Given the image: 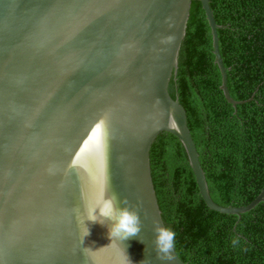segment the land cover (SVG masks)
I'll return each mask as SVG.
<instances>
[{
    "label": "water",
    "instance_id": "water-1",
    "mask_svg": "<svg viewBox=\"0 0 264 264\" xmlns=\"http://www.w3.org/2000/svg\"><path fill=\"white\" fill-rule=\"evenodd\" d=\"M192 1L0 0V264H122V249L132 264H186L175 249L173 261L154 250L155 223L165 224L150 153L163 132L182 143L211 210L240 217L264 202V190L245 207L212 200L187 112L168 91ZM199 1L221 90L236 108L223 27L209 0ZM107 189L138 206L141 232L112 242L107 226L86 221L82 244L74 209L83 220Z\"/></svg>",
    "mask_w": 264,
    "mask_h": 264
},
{
    "label": "trees",
    "instance_id": "trees-1",
    "mask_svg": "<svg viewBox=\"0 0 264 264\" xmlns=\"http://www.w3.org/2000/svg\"><path fill=\"white\" fill-rule=\"evenodd\" d=\"M227 68L233 107L221 90L212 32L193 0L177 75L168 91L188 116L212 200L248 206L264 190V0H209ZM152 179L175 251L186 264H264V202L237 215L211 210L202 199L187 153L167 132L150 153ZM240 243L233 246V239Z\"/></svg>",
    "mask_w": 264,
    "mask_h": 264
},
{
    "label": "clouds",
    "instance_id": "clouds-1",
    "mask_svg": "<svg viewBox=\"0 0 264 264\" xmlns=\"http://www.w3.org/2000/svg\"><path fill=\"white\" fill-rule=\"evenodd\" d=\"M173 39L174 37L172 36L166 38L167 41H172ZM121 203H123V207H120ZM128 205L129 201L127 198L120 201L114 192L109 194L107 189L98 198L92 200L88 207H84L83 220L79 219V209H74V211L77 212L78 222L84 224L81 243L83 244L85 238L90 235V229L86 221L93 224L98 223L101 226H107L108 238L111 239L112 242L114 240H127L132 237H137L141 232L142 225L138 206L129 207ZM154 232L156 233L154 250L157 259L160 261H173L175 259L173 250L175 248L176 233L172 229L163 227L159 223H155ZM141 242L143 241L141 240ZM232 243L233 246H237L240 241L238 238H234ZM88 249L90 248L85 247V255H87ZM122 252L124 256L122 264H132L126 251L122 249ZM140 264H144V261H141Z\"/></svg>",
    "mask_w": 264,
    "mask_h": 264
}]
</instances>
